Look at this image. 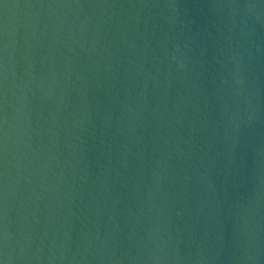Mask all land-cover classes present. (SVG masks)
Here are the masks:
<instances>
[{"label":"water","instance_id":"95a60500","mask_svg":"<svg viewBox=\"0 0 264 264\" xmlns=\"http://www.w3.org/2000/svg\"><path fill=\"white\" fill-rule=\"evenodd\" d=\"M0 264H264V0H0Z\"/></svg>","mask_w":264,"mask_h":264}]
</instances>
